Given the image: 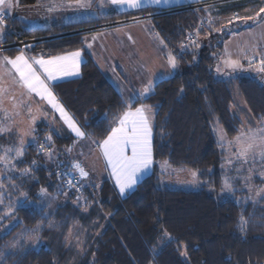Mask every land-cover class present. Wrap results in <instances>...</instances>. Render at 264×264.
<instances>
[{
    "label": "trees",
    "instance_id": "trees-1",
    "mask_svg": "<svg viewBox=\"0 0 264 264\" xmlns=\"http://www.w3.org/2000/svg\"><path fill=\"white\" fill-rule=\"evenodd\" d=\"M37 2L19 0L18 11L31 9ZM259 6L264 7L262 0H223L194 8L146 7L138 12L110 14L99 20L35 29L26 28L18 17H10L4 44L13 42L14 37L40 39L27 48L31 56L83 50L85 62L81 76L57 84L55 89L95 141L107 137L126 105L86 51L83 35L87 31L84 29L94 24L103 28L107 23L148 15L176 56L180 71L159 80L149 97L133 104L135 107L145 103L156 112L155 166L152 174L124 197L115 195L107 182L101 190L85 186L80 195L65 188L58 170L69 167L62 162L50 165L45 153L50 145L69 143L74 138L71 134L53 133L44 122L35 126L36 140L25 144L22 157H15L13 152L8 154L12 157L8 167L0 162V191L4 196L0 215L12 209L11 215L17 221L6 231L0 227V254L25 228L40 229L43 237L53 240L49 246L26 249L21 246L4 254L0 264H264V198L244 205L231 196L220 198L209 191L210 187L220 189L223 180L219 169L223 155L213 133V122H219L231 137L236 136L242 126L241 118L232 110L235 89L243 95L253 119L262 121L264 118L263 82L245 75L223 77L216 71L225 41L248 24L239 20L229 24L228 21L234 14L253 15ZM210 7L216 8L211 12L212 17L207 10ZM212 18L216 23L210 27L208 21ZM223 23L229 25L228 31L216 35L213 28ZM198 29L199 35L207 40L200 48L189 42L191 34L193 40L198 38L197 43L202 44V37L196 35ZM182 45L185 46L183 51ZM3 51L15 56L21 49L8 47ZM196 57L198 60L194 62ZM48 135L52 141L47 139ZM20 138L16 129L0 134V155L4 154L3 147H17ZM40 145L44 146V151ZM59 156L62 155L59 153ZM159 161L198 170L207 184L194 190L161 185L157 173ZM25 168L31 171L24 173ZM210 169L213 172L208 173ZM42 188L51 196L60 188L68 192L69 197L47 214L46 205L41 203ZM80 196L85 197L78 200ZM96 197L101 198L96 204L99 203L108 218L101 233L94 243L86 240L84 247H80L83 241L66 246L74 230L72 227L79 222L86 226L83 205L76 201L86 203ZM241 216L248 221L243 232L239 227ZM165 232L172 237L171 242ZM185 251L187 256L183 254Z\"/></svg>",
    "mask_w": 264,
    "mask_h": 264
},
{
    "label": "crops",
    "instance_id": "crops-1",
    "mask_svg": "<svg viewBox=\"0 0 264 264\" xmlns=\"http://www.w3.org/2000/svg\"><path fill=\"white\" fill-rule=\"evenodd\" d=\"M213 1L214 2H211L210 0H161V3L159 4H149L145 0V3L141 8L133 9V8H128L126 5H113L110 3V0H86L87 3H90V7H79L75 5L73 0H38L37 4L33 6L31 9H27L24 12H19L18 7H14L9 11V13L20 18L21 21L24 22L26 28L29 27L28 29H35V28H47L45 26V24H47V22L45 21L46 19L45 15L47 13L56 16V21L54 23L49 22L50 24L48 26L49 28L54 25L62 26L65 24H72L85 20H99L114 13L138 12L146 7H155L160 9L175 8V7L182 8V7H191V6L201 7L213 3H218L223 0H213ZM50 9L52 10L50 11ZM14 10L15 12H13ZM207 10L211 14V12L213 13L216 10V8L210 7L207 8ZM25 14H30L33 16V18L41 19V21H44L41 23L43 25L30 28V25H28L27 20L23 19ZM12 15L7 14L6 17L7 18L14 17ZM234 15H232V17ZM61 16L64 18V23H62L61 21L60 18ZM210 16L212 17V14ZM239 16L243 17V16H254V15L240 13ZM212 21L213 24L216 23L215 18L214 19L212 18ZM248 22L249 23L247 24L246 28L233 32L235 33V35H233L232 33L230 37L225 41V44L228 45L229 51H232L234 53V57H236L238 48H244L247 43H255L257 45L259 55L262 52L264 53V40L260 39V34L264 33V14L254 23H251V21ZM105 25L106 27L100 28L98 24L97 25L94 24L93 26L84 29V31H87L83 35L85 49L89 53L93 61L96 63V65L99 67L101 72L107 77V79H109V81H111V83L119 91L124 101L136 90L146 87L148 85L149 80H152L156 85V83L159 80L163 78L171 77L175 73H177L179 69V65L176 69H172L168 64V59H167V53L171 52L173 54V52L169 49L165 39L159 34V32H157V30L153 25V22L148 19V15L136 17L130 20L128 19L114 23H107ZM244 33H250V34L249 36H245ZM93 37H95V39H93ZM233 37L234 38L237 37V39L234 42H231ZM86 38H87V43H85ZM161 41H163V43H161ZM87 44H91V48L87 47ZM225 44H224V50H225ZM4 45H5L4 43H0L1 59L4 56H8L3 51V48H1ZM77 50H72L65 53H70ZM224 50L221 56L224 55ZM24 52L25 55L29 57L39 58L41 56V55L31 56L29 52H27V50H24ZM250 52L251 51L249 50L247 54H249ZM65 53H61L57 55H62ZM15 56H8V57L14 58ZM44 57L47 58L49 56H44ZM84 62H85V57L82 51L80 72L78 74L73 76L63 77L58 81L50 82V86L52 87V90L57 96L59 102L63 104L67 112L72 115V117L76 120L77 124L87 134L84 138L76 137L75 133H73L71 129H69L67 125L64 123L63 119L59 115V112L53 109L51 105L47 104L46 100H42L37 94L34 93L29 96L26 93L25 89L15 84L13 82L12 75L8 73L7 67H5V72L7 74V82L8 80H12V82L14 83V89L16 90L17 93H21L24 98L22 97V102L20 99H17L13 108H10L11 105L7 103L5 106V108L7 109L6 115L9 116L10 112L13 115H16L14 112L15 110L14 108L19 107V104L25 102V104H27V109H28L27 120L30 121V123L26 122L21 124V122L23 121L21 120L20 117H18L17 120L15 121L20 122V124H17V127L11 128V129H16L20 133V137L22 133H28L29 130H32L34 133V128L37 125L36 124L37 122L38 123L44 122L46 126H48L50 130H52L53 133H56L58 135H60L59 131H63L65 133L71 134L72 136L74 134L75 138L74 136L73 138L75 142L74 145L71 146V148H69L71 149V151H68L69 159L66 157V155L64 156L62 155V157L58 159V163L62 162L66 164L67 167H69L74 173L76 172L71 167V164L77 161H81L80 164L82 165L83 168L94 167L95 172L90 173V171H87L89 173L87 177L82 178L80 177L79 173H76L78 178L80 179L82 178L81 182H83L85 186H96L99 188V190H101L103 184L107 182L111 187V191L115 195L119 197H124L126 194L134 190L137 187V185L142 181V179L152 174L155 166L154 157L150 171H148L145 174H142L139 177L137 184L132 189L127 190L122 195L119 191V186L116 184L115 177L111 174V168L107 164L104 156L102 155L101 149L99 148L98 144L93 142L95 140L91 136H89L87 131L80 124V122L77 120L73 112L68 108V106L65 104V102L62 100L61 96L55 89V86L57 84L79 78L81 76V69ZM218 64H221L220 60ZM250 73L252 77L257 78L264 83V81H262V79L264 78V74H259L254 70H250ZM29 109H31V111H29ZM33 117H35L34 122H33ZM31 122L34 125H32ZM115 122L113 123V127L115 126ZM153 125H154V121H153ZM27 139L29 140V138ZM152 147H153V136H152ZM157 164L158 166L163 167V170H167V168L171 166L167 161H159ZM96 176L97 179H95Z\"/></svg>",
    "mask_w": 264,
    "mask_h": 264
},
{
    "label": "snow or ice",
    "instance_id": "snow-or-ice-1",
    "mask_svg": "<svg viewBox=\"0 0 264 264\" xmlns=\"http://www.w3.org/2000/svg\"><path fill=\"white\" fill-rule=\"evenodd\" d=\"M75 5L79 7H90V3L86 0H73ZM149 4H159L161 0H146ZM113 5H126L128 8L139 9L145 3V0H110ZM19 6V0H0V36H3L5 24H6V12L14 7ZM52 9H50L51 11ZM264 13V7H261L255 16L240 17L238 14L234 15L232 19L228 21L229 24L236 20L242 23L256 20ZM208 24L213 26L212 19H209ZM226 25L221 28H213L217 33L224 30ZM199 36V29L196 33ZM235 35V33H233ZM95 39V37H93ZM260 39L264 40V33L260 34ZM189 42L192 45H197V41L193 40L191 34H189ZM87 43V38L85 40ZM163 43V41H161ZM87 47L91 48V44H87ZM185 46H181V50H184ZM251 51V55H248V51ZM82 49L62 55L49 56L45 58L41 55L39 58L29 57L25 55L22 49L18 55L13 57L4 56L0 59V111L7 114V109L3 108V99L8 91L4 83L3 69L7 67L8 73L12 75L13 82L19 87L26 90V93L37 94L42 100H46L47 104L51 105L53 109L59 112L60 117L64 123L76 137L84 138L87 134L77 124L76 120L70 113L67 112L63 104H61L50 86V82L58 81L63 77L73 76L80 72ZM234 54L229 51L228 45L225 44L224 55L221 56L220 64L216 66L217 73L222 72L224 69L231 70V73L238 71H245L244 63L242 59L247 61L248 69L254 70L259 74H264V56L259 55L257 45L255 43H247L244 48H238L236 58H233ZM168 64L172 69L178 67V61L176 56L171 52L167 53ZM230 74V73H226ZM156 85L152 80H149L148 85L142 89H138L133 92L128 98L125 99L126 105L125 111L117 117L115 126L111 127L107 137L102 141H93L97 143L101 149L107 164L111 168V174L115 177L116 184L119 186V191L123 195L127 190L132 189L142 174L150 171L153 164V121L155 119V112L150 105L140 103L138 106L133 107V104L142 98H147L154 91ZM182 91V89H181ZM9 99L15 101V97H9ZM18 106V105H16ZM31 111V109H29ZM106 118V117H105ZM264 120V118H262ZM35 117H33V122ZM11 129L4 125L0 121V134L9 132ZM216 131L219 134L221 143H227L230 146H235L236 152L234 157L242 164L256 165L260 164L261 170L259 176L264 178V123L258 122L255 127L251 125H242L239 129L238 135L233 140H227L226 133L222 128H217ZM24 135H30V133H22L17 147H3V155H0V162L8 167L12 163V157L9 153H15V157H22L25 150ZM51 140V136L47 137ZM2 147V146H0ZM40 149L44 151V146L40 145ZM71 151V149H68ZM51 155V153H49ZM232 163L230 158L227 161ZM35 163V161H33ZM14 166V165H13ZM73 167L78 170L79 175L83 177L88 176V172L82 167L79 162H74ZM30 168L23 169L24 173L30 172ZM248 175L245 177L246 181L252 179V175L255 171L254 167L247 169ZM191 175L194 178L192 183H198L195 179L198 173L197 171H191ZM68 183L71 185L72 181ZM249 191L252 190V186L248 185ZM234 191L230 178L225 177L223 181V191ZM46 189H41V192H46ZM261 193H264V188L257 189L256 196L261 197ZM2 197V194H0ZM264 198V197H261ZM255 200V197H253ZM2 202V199H0ZM248 221L241 216L239 221L240 230L243 232L246 228ZM165 237L168 242H171L172 237L165 232ZM187 256V251L183 253Z\"/></svg>",
    "mask_w": 264,
    "mask_h": 264
},
{
    "label": "rangeland",
    "instance_id": "rangeland-1",
    "mask_svg": "<svg viewBox=\"0 0 264 264\" xmlns=\"http://www.w3.org/2000/svg\"><path fill=\"white\" fill-rule=\"evenodd\" d=\"M262 1L264 3V0H262ZM260 8H261V6H259L257 8L255 13L253 14L254 16L259 11ZM10 10H8L6 12V15L7 14L12 15L9 13ZM13 12H15V10ZM208 14H210V12H208ZM263 14L264 13H262L261 16ZM12 16H14V15H12ZM14 17H17V16H14ZM45 17H46L45 21L47 22V24H45L46 27H48L50 25L49 22L54 23L56 21V16L53 14L50 15L47 13L45 15ZM9 18L10 17H8V18L6 17L4 34H3V36H0V43L5 42V40H6V37H7L6 34L8 32V25H9V21H10ZM60 18H61L62 23H64V18L62 16ZM259 18L260 17H258L257 19H259ZM23 19L27 20L28 25H30V28L41 26V25H43L41 23L44 22V21H41V19H39V18H33V16L30 14H25ZM256 20L251 21V23H254ZM14 23L16 26L18 25L17 20H15ZM224 25H226V24L223 23L218 28H221ZM213 26H214V24H213ZM42 27H44V26H42ZM228 28H229V25H226V27L224 28L223 31H225V30L228 31ZM256 30H258V29H256ZM221 32H219V33H221ZM219 33H216V35H218ZM244 34H245V36H249L250 33H244ZM237 37H235V38L233 37L231 42H234L237 39ZM199 38L202 39V44H201V41H199L197 43L198 48L207 44V40L205 41V38H203L202 35L201 36L199 35ZM197 40H198V38H197ZM251 54L252 53L250 52L248 55H251ZM260 55L264 56V53L262 52ZM233 58H236V57L233 56ZM197 60H198V57H196L194 59V62H197ZM242 62L244 63V67L246 69L245 71H238L236 73H231V70L224 69L222 72H220L218 74L223 76V77H229V78L236 77V76H242V75L251 76L250 69H248L247 61L242 59ZM220 66H221V68H223L222 64H220ZM178 71H180V70L178 69ZM3 72H4V78L3 79H4L5 87L8 89V91H7V93L3 99L4 104L2 105V107L5 108L6 104L9 103L11 105L10 108H13L17 99H20L22 102L23 96L21 93L16 92V90L14 89V83L12 82V80H8V82H7V74L5 72V68L3 69ZM226 73H230V74H226ZM262 81H264V78L262 79ZM19 92H20V89H19ZM234 94H235V102L233 104V112H235L239 115V117L242 120V125H245V126L251 125L252 127H255L258 122L264 123V120L256 121L255 119H253L251 113L249 112V110L247 108L246 101H245L243 95L238 91V89H235ZM12 96L15 97V101L9 99V97H12ZM14 109H15L14 112L16 115H13L10 112L9 116H7L5 113H2V111H0V121H2L4 125H7L10 129L12 127H17V124H20V122L15 121V120H17L18 117H20L21 120L23 121V122H21V124L26 123V122L30 123V121L27 120V110L28 109H27V104H25V102L22 104H19V107H16ZM31 124H32V122H31ZM36 124H38V122ZM32 125H34V124H32ZM217 128H222L225 133H226V131L223 128V126L219 124V122H217V121L213 122V124H212L213 133H214V136H215V138L219 144L221 155H223L222 161L220 163L221 165L219 166V169L222 173L223 180H222V186L220 187V189H216L215 187H210L209 191L212 192L215 196L220 197V198L231 196L238 203H243L244 205H247L249 203H257L258 201H260L262 199L261 197H264V193H261V197L256 196L257 189L264 188V178L260 177L258 174L259 171L261 170L260 164L259 163H257L256 165L242 164L240 161H237L234 157V153L236 152L235 146L234 145L230 146L227 143L222 144L220 141L219 134L216 131ZM57 131H59V130H57ZM28 133H30V135H24L23 136L25 144H27L28 141L33 142L36 140L35 136L33 135L34 133L32 130H29ZM59 133H60L59 136L69 135L68 133H65L63 131H59ZM73 136H74V134H73ZM236 136L231 137L226 133L227 140H233ZM27 138H29V140ZM74 138H75V136H74ZM74 142H75V140L73 139L69 143H63L60 145H58V144L50 145L51 148L50 149L48 148L47 152L45 153V156L48 158V162L50 163V165H57L58 159H60L59 153H60V155H63V156L66 155V157L69 159L68 149L74 145ZM51 143L52 142H50V144ZM49 153H51V155H49ZM230 158L232 159L231 164H229L227 162ZM77 162L80 163L81 161H77ZM170 165L171 166L169 168H167V170H163V167H161V166H159L157 169L159 182L161 183V185L170 184V185H174L176 187L182 188V189L194 190V189H200L201 187H204L205 184H207V180L205 181V180L201 179L200 171L195 170V169L181 168L179 166H175L172 164H170ZM71 167L73 168V170L76 173H79L78 170H76L73 167V163L71 164ZM249 167H254L255 171L252 175V179L250 181H246L245 177L248 175L247 169ZM84 169H85V171H90V173L95 172L94 167L93 168L92 167H87V168L84 167ZM193 170L197 171V173H198L197 177H195V179L198 181V183H195V184L192 183L194 178L191 175V171H193ZM212 170L213 169L208 170V173L213 172ZM76 173H74L75 176H77ZM189 174H190V176H189ZM88 175H89V173H88ZM226 176L230 178V183L232 184L233 189H234V191H232V192H228L226 190L222 192L223 181H224V178ZM98 177H99V175H98ZM81 179L79 178L80 181H82ZM95 179H97V176ZM248 185L252 186L251 191H249ZM0 194H2L1 191H0ZM40 197L42 198L41 203L43 205H46V209L49 211L47 214H49L51 212H54L56 210L57 206H59L58 204L61 205L64 202L63 200L66 201L68 199L69 193L62 191L59 188V189H57L56 195H53V196H51L47 191L44 193H42L40 191ZM84 197L85 196H80V197H78V200H80V199L83 200ZM253 197H255V200H253ZM0 199H4L3 194H2V197H0ZM97 201L100 202L101 198L96 197L95 199L87 200L86 203H84V201H83V203L76 201L77 204L83 205L82 210H83L84 221H85L86 226H84V224H81V222H79L75 226H73L72 228L74 230L70 233L69 241H68V244H66V246L69 247V246L75 245L78 241H83V243L80 245V247H84V246H86V242H87L86 240H88V239H89L90 243L95 242V238L97 236H99V234L101 233V231L103 229L102 227L106 224V220L108 219L107 215L102 210V207L100 205H98L99 203L96 204ZM2 203H3V201L0 202V207H3ZM4 211H5V213L3 215L2 214L0 215V225H1L0 227H2L4 231H6V229L8 230L9 227L11 228L17 221H16V218L11 215L13 212L12 209H9L8 212L6 210H4ZM51 241H53V240L42 236L40 229L25 228L24 230L19 232L7 245L4 246V248L2 249L3 253L1 252L0 258L1 257L3 258L4 254H6V253L13 252L14 250H18L19 248H21V246H24V249H26L30 246L38 248L39 245H48L49 246L50 245L49 242L51 243ZM76 250L82 251L81 249H76Z\"/></svg>",
    "mask_w": 264,
    "mask_h": 264
},
{
    "label": "built area",
    "instance_id": "built-area-1",
    "mask_svg": "<svg viewBox=\"0 0 264 264\" xmlns=\"http://www.w3.org/2000/svg\"><path fill=\"white\" fill-rule=\"evenodd\" d=\"M192 8L196 6H191ZM106 27V25L102 26ZM40 39H28V40H19L17 38H14L13 42L5 44L1 48H8V47H18L21 50H27L31 44L36 43ZM60 179L62 180L63 186L67 189H70L74 191L77 195H80L85 187V184L79 180L77 176L73 173L72 170L66 167H62L60 170H58ZM71 180L72 184L70 185L68 181Z\"/></svg>",
    "mask_w": 264,
    "mask_h": 264
},
{
    "label": "bare ground",
    "instance_id": "bare-ground-1",
    "mask_svg": "<svg viewBox=\"0 0 264 264\" xmlns=\"http://www.w3.org/2000/svg\"><path fill=\"white\" fill-rule=\"evenodd\" d=\"M193 4V3H192Z\"/></svg>",
    "mask_w": 264,
    "mask_h": 264
}]
</instances>
